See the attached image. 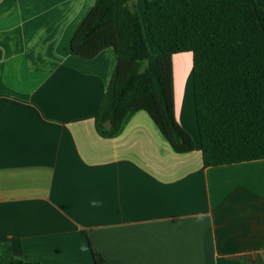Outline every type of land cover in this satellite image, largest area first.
<instances>
[{
  "label": "crops",
  "instance_id": "obj_1",
  "mask_svg": "<svg viewBox=\"0 0 264 264\" xmlns=\"http://www.w3.org/2000/svg\"><path fill=\"white\" fill-rule=\"evenodd\" d=\"M94 1L0 0V242L46 264H96L92 251L103 264H264V158L205 167L143 109L114 137L95 131L116 54L68 49ZM191 66L190 51L172 55L174 113L192 135Z\"/></svg>",
  "mask_w": 264,
  "mask_h": 264
},
{
  "label": "trees",
  "instance_id": "obj_2",
  "mask_svg": "<svg viewBox=\"0 0 264 264\" xmlns=\"http://www.w3.org/2000/svg\"><path fill=\"white\" fill-rule=\"evenodd\" d=\"M116 62L94 115L95 131L118 135L145 110L176 153L198 145L202 165L264 158V6L256 0H95L68 49ZM190 51L197 142L174 113V53ZM96 264L101 254L92 251ZM0 264H46L0 242Z\"/></svg>",
  "mask_w": 264,
  "mask_h": 264
},
{
  "label": "rangeland",
  "instance_id": "obj_3",
  "mask_svg": "<svg viewBox=\"0 0 264 264\" xmlns=\"http://www.w3.org/2000/svg\"><path fill=\"white\" fill-rule=\"evenodd\" d=\"M192 131H194V130H192ZM190 133H191V132H190ZM196 133H197V132H192V135H193V136L195 135V137H196Z\"/></svg>",
  "mask_w": 264,
  "mask_h": 264
}]
</instances>
